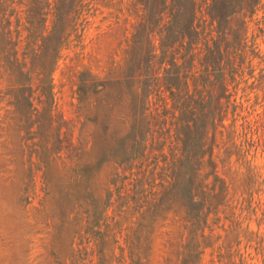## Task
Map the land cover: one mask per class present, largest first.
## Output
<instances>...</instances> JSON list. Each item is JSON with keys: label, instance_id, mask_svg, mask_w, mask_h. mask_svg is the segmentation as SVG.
Returning <instances> with one entry per match:
<instances>
[{"label": "rangeland", "instance_id": "rangeland-1", "mask_svg": "<svg viewBox=\"0 0 264 264\" xmlns=\"http://www.w3.org/2000/svg\"><path fill=\"white\" fill-rule=\"evenodd\" d=\"M0 264H264V0H0Z\"/></svg>", "mask_w": 264, "mask_h": 264}]
</instances>
